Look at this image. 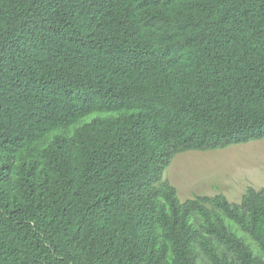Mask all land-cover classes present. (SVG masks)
<instances>
[{"label":"trees","instance_id":"trees-1","mask_svg":"<svg viewBox=\"0 0 264 264\" xmlns=\"http://www.w3.org/2000/svg\"><path fill=\"white\" fill-rule=\"evenodd\" d=\"M262 140L264 0H0V264H264V188L165 178Z\"/></svg>","mask_w":264,"mask_h":264},{"label":"rangeland","instance_id":"rangeland-1","mask_svg":"<svg viewBox=\"0 0 264 264\" xmlns=\"http://www.w3.org/2000/svg\"><path fill=\"white\" fill-rule=\"evenodd\" d=\"M165 178L178 190L180 200L194 195L225 194L240 203L249 187L264 188V140L210 152L191 151L175 157ZM255 254L258 248L249 238Z\"/></svg>","mask_w":264,"mask_h":264},{"label":"clouds","instance_id":"clouds-1","mask_svg":"<svg viewBox=\"0 0 264 264\" xmlns=\"http://www.w3.org/2000/svg\"><path fill=\"white\" fill-rule=\"evenodd\" d=\"M254 142H255V141H254ZM188 152H191V151H188ZM199 152H202V151H199ZM209 152H210V151H209ZM185 153H186V152H185ZM185 153H181V154H185ZM179 155H180V154H178L177 156H179ZM177 156H175V157H177ZM174 159H175V158H174ZM174 159H173V160H174ZM172 162H173V161H172ZM171 164H172V163H171ZM170 166H171V165H170ZM170 166H169V167H170ZM168 169H169V168H168ZM168 169H167V170H168ZM166 172H167V171H166ZM169 182H170V181H169ZM170 183H171V182H170ZM172 185H173V184H172ZM173 186H174V185H173ZM252 188H253V187H252ZM261 189H262V188H261ZM257 190H259V189H257ZM177 191H178V190H177ZM246 191H247V190H246ZM245 193H246V192H245ZM245 193H244V194H245ZM244 194H243V195H244ZM223 195H225V194H223ZM195 196H200V195H194L193 197H195ZM215 196H216V195H215ZM225 196H226V195H225ZM193 197H191V198H193ZM210 197H214V196H210ZM226 197H227V196H226ZM242 197H243V196H242ZM189 199H190V198H189ZM227 200H228V198H227ZM241 200H242V198H241ZM181 201H182V200H181ZM228 201H229V200H228ZM182 202H184V201H182ZM229 202H230V201H229ZM230 203H231V202H230ZM240 203H241V201H240ZM240 203H234V204H240Z\"/></svg>","mask_w":264,"mask_h":264}]
</instances>
